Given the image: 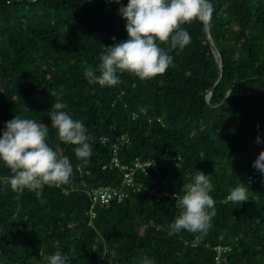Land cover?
<instances>
[{
  "label": "trees",
  "instance_id": "1",
  "mask_svg": "<svg viewBox=\"0 0 264 264\" xmlns=\"http://www.w3.org/2000/svg\"><path fill=\"white\" fill-rule=\"evenodd\" d=\"M127 2L0 0V132L16 115L49 125V145L73 167L67 185L14 192L0 163V264H47L56 251L69 264H138L142 256L153 264H216L217 247L225 248L226 264H264V179L253 167L264 150V0H210L220 79L206 27L193 22L183 25L191 43L170 52L173 66L165 74L141 81L118 73L115 86L89 84L84 69L98 66L113 37L127 39L119 14ZM57 100L87 128V163L50 127L47 114ZM114 155L122 165L145 163L134 177L148 190L129 189L122 202L97 206L89 226L87 193L62 188L82 180L120 186L123 170L110 166ZM196 171L214 186L212 227L206 234L172 233L173 194L181 195ZM240 183L248 201L233 203L229 189Z\"/></svg>",
  "mask_w": 264,
  "mask_h": 264
},
{
  "label": "clouds",
  "instance_id": "2",
  "mask_svg": "<svg viewBox=\"0 0 264 264\" xmlns=\"http://www.w3.org/2000/svg\"><path fill=\"white\" fill-rule=\"evenodd\" d=\"M213 11L210 0H128L126 6L119 8V14L126 21L127 39L115 42L113 37L114 43L105 46L98 57V66L86 67L84 77L89 84L111 87L120 83L118 73H128L141 81L165 74L173 66L170 52L183 50L191 43V36L183 25L200 22L209 27ZM161 45H168L167 50ZM65 108L66 104L60 100L52 104L47 114L50 127L56 131L58 141L74 146L76 158L87 163L92 152L87 128L82 120L64 111ZM48 136L49 125L31 118L16 115L5 122L0 132V163L11 172L4 177V183L12 191H42L45 186L61 187L70 183L72 164L67 156L49 145ZM256 142L261 143L259 136ZM253 167L264 179V150L253 161ZM213 187L208 175L196 171L191 182L183 184L182 194H173L178 214L169 225L172 233L208 232L216 215L215 200L210 195ZM248 191L240 183L229 189L228 200L247 202ZM215 260L216 264H226L222 257ZM46 261L47 264H69V257L56 251ZM138 264H153V261L142 256Z\"/></svg>",
  "mask_w": 264,
  "mask_h": 264
},
{
  "label": "built area",
  "instance_id": "3",
  "mask_svg": "<svg viewBox=\"0 0 264 264\" xmlns=\"http://www.w3.org/2000/svg\"><path fill=\"white\" fill-rule=\"evenodd\" d=\"M133 119H136L139 117L138 113H133L132 114ZM148 121L151 122L153 116L148 115ZM157 120L161 124H165L162 120L161 117H158ZM145 165V163H141L138 159L135 160L132 166H129L128 164H121L120 159L118 156L114 155V157L110 161V166L111 167H118L121 170H123V182L120 186H111V185H98V186H88L87 182L83 181L81 182L82 186H74L73 184H70V187H64L63 191L66 193H69L71 191H75L78 189H83L89 199H90V204L89 207L87 208L86 214L88 215V222L87 224L90 226H94V220L97 216V206L99 205H105V204H110L113 201L116 202H122L126 197L130 195V191L132 192H145L147 191V187L141 184V182L135 181L134 173L137 167ZM81 166H78L80 171L82 172V169L80 168ZM106 165L103 166L105 168ZM143 170H145V167H143ZM86 173H89L88 170L85 171ZM153 191V190H152ZM218 251V256L217 258H221V253L225 251L224 247H217Z\"/></svg>",
  "mask_w": 264,
  "mask_h": 264
},
{
  "label": "water",
  "instance_id": "4",
  "mask_svg": "<svg viewBox=\"0 0 264 264\" xmlns=\"http://www.w3.org/2000/svg\"><path fill=\"white\" fill-rule=\"evenodd\" d=\"M206 30V36L207 38L210 40V43H211V48H212V51L216 57V60H217V63H218V66H219V71H220V77L219 79L221 78V75H222V58H221V55L216 47V45L214 44V41L213 39L211 38L210 34H209V29L208 27L205 28ZM219 81V80H218ZM214 89V88H213Z\"/></svg>",
  "mask_w": 264,
  "mask_h": 264
}]
</instances>
